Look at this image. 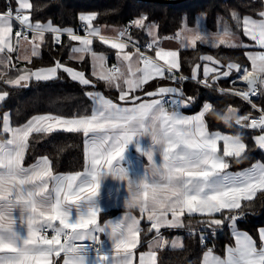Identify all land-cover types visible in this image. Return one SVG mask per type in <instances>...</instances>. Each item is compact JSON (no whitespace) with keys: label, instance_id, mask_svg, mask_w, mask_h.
<instances>
[{"label":"snow or ice","instance_id":"obj_1","mask_svg":"<svg viewBox=\"0 0 264 264\" xmlns=\"http://www.w3.org/2000/svg\"><path fill=\"white\" fill-rule=\"evenodd\" d=\"M15 9L9 8L0 13V82L13 87H27L31 79L47 81L58 78V72L66 73L71 80L82 86L94 82L85 72L76 70L54 59L47 67L17 69V74H9L13 53L17 60L32 64L39 57L45 43L46 33L53 34L54 44L67 34L78 45L70 46L69 60L83 62L86 56L92 60V75L114 87L119 92V101L114 102L99 92H85L92 101L91 114H73L70 117L54 114L32 116L25 124L13 127L8 112L3 114L0 127V264H55L53 257L63 253V264H85V240L99 245V234H105L112 241L113 252L101 253L97 248V264H158L157 250L168 245L161 235V228L185 227V216L199 214L205 217L200 221L208 229L220 228L226 220L233 223L242 213L238 210L243 204L251 207L257 193L264 195V164L257 162L241 172H229L231 158L237 162L248 159L247 146L243 140L219 131L210 133L205 120L209 105L192 116L184 115L182 107L188 106L192 97L184 98L178 87H158L155 91H143L148 81L160 78L179 83L188 79L177 76L181 65L178 52L158 48L155 59L145 55L138 43L128 34L126 28L113 29L115 36L103 34L102 28L92 21L96 14H81L85 35L77 34L72 28L54 26L52 21L42 23L33 20L34 5L31 0H16ZM259 15L264 17V11ZM240 27V18L232 14ZM147 17L141 16L131 22L136 28L147 29L152 36L151 49L157 43L152 28L145 24ZM15 28V30H14ZM244 35L264 49V19L243 17ZM126 39H123L125 38ZM182 47L195 48L197 42L211 47L224 45L239 46L234 42V34L227 25L216 34L186 30L175 35ZM94 39L116 49L118 63L111 68L106 66V58L92 48ZM132 47L134 52L125 49ZM252 63V71L239 63L215 59L211 55L200 57L212 62L215 67L203 66V80L198 81L211 87V81L230 77L233 71H243L242 80L247 89H219L247 101L260 112L258 118L251 113L240 115L239 109L227 106L239 115L238 125L245 128L264 130V108L258 109L250 96L258 92L264 94V51L245 53ZM227 59V58H224ZM163 63H160V62ZM143 65L142 67L140 65ZM12 67H15L12 65ZM200 65L192 69V79L198 77ZM235 83V81H232ZM8 91L0 92V102L8 97ZM57 130L82 133L84 139L85 164L83 171L68 174L54 172L47 156L39 157L35 163L24 166L29 139L35 134H49ZM150 136L152 146L143 154L149 161L144 175L138 180L129 179L127 170L117 161L123 158L126 147L134 137ZM257 145L264 149V134L255 137ZM223 142L221 151L220 142ZM156 148L160 162L154 160ZM141 149L138 146V151ZM111 174L120 181H127L128 197L125 203L129 209L138 208L141 217L131 212L123 218L103 225L98 222L101 209L95 199L99 195L102 177ZM83 203L85 209L81 211ZM75 205L77 218L72 220L68 210ZM19 208L20 222L27 226V237L21 238L14 230L16 220L13 211ZM221 214L222 218H216ZM146 215L150 222L148 231L156 236L149 242V250L136 252L141 242V219ZM58 222V224H57ZM51 230L49 237L46 233ZM235 246L226 247L223 257L214 254L212 248L203 253L202 264H264V229L259 230L260 244L247 233H234ZM203 244L206 239L200 237ZM22 240V243H21ZM172 246L176 247L175 241ZM182 247V245H180Z\"/></svg>","mask_w":264,"mask_h":264},{"label":"trees","instance_id":"obj_2","mask_svg":"<svg viewBox=\"0 0 264 264\" xmlns=\"http://www.w3.org/2000/svg\"><path fill=\"white\" fill-rule=\"evenodd\" d=\"M31 2L34 5L32 10L34 21L39 20L42 23H47L51 20L54 26L62 29L72 28L77 34L84 33L79 16L91 13L96 14V19L92 21L95 26H111L116 29L123 27L130 20L138 19L142 15L146 16L145 24L148 26L152 24L155 27L157 41L164 38H175L177 32H180L184 27H192L201 16L204 17L207 30L212 33L219 30V27L222 30L223 26L227 25L232 33L240 37L243 43L242 46L232 48L220 45L213 48L197 42L195 48H180L178 56L181 67L176 75H182L188 79L179 83L169 79H154L143 85V91L137 92L143 94L158 87H178L182 90L185 99L188 97L193 98L188 106L182 107V110L187 113L200 111L205 102H210L217 108L234 106L239 109L240 115H246L252 111V108L237 96L219 93L215 89L229 87L230 81L237 74L236 71H233L230 77L216 82H212L210 76L209 83H211L212 88L201 86L194 81L204 78L203 66L205 63L210 67L216 66L212 62L202 61L200 57L203 55H211L214 60H222L225 64L233 61L241 66L246 65L249 67V61L245 53L254 50L255 47L252 46L254 44L252 40L244 35L242 30L243 17L248 16L256 20L264 19L259 15L260 12L264 11V0H185L176 4L140 0H31ZM16 6V0H0V13L7 11L10 7L15 9ZM233 13H236L240 18V27L237 26V20L233 19ZM129 35L138 44L150 42L146 28L140 29L132 25ZM60 41L59 44H54L53 34L46 33L45 43L41 47L39 57H34L32 64H28L27 61L12 63L9 66V74H17V69L51 66L54 59H59L74 69L84 71L85 76L94 82V87L92 85L82 86L71 80L62 71L58 72V78L56 79L47 81L31 79L27 87H13L0 82V92H9L8 97L0 102V119L4 112H9L11 125L18 127L25 124L34 115L49 113L67 117L73 114L89 115L92 102L85 95V92L91 90H99L109 98L117 101V91L108 90L103 82L91 75L88 56L83 62L68 59L70 46L77 45V42L71 41L67 35H62ZM92 48L94 51L106 54L109 65L112 63L114 49L101 43L98 39H94ZM128 49L132 50L130 47ZM257 49L264 50L262 48ZM154 50L155 46L153 45L151 51L153 56ZM197 64L200 65V69L198 70L197 79L193 80L191 78L192 69ZM12 65L15 67H12ZM258 99V104L264 106V97L259 96ZM205 120L210 132L220 131L226 134L239 135L247 146L248 159L237 162L227 158L230 161V171L242 170L259 160L264 163V154L252 139V135L258 133V130L248 129L236 124L226 127L223 123L216 122L209 116H205ZM0 138H6V135ZM42 156L49 157L53 170L57 174L82 171L85 164L83 134L67 131H54L49 134L34 133L29 139V148L25 154L24 165H30ZM238 212H260L257 217L246 215L243 221L235 223L237 228L247 232L259 246V230L264 228V195L257 193V198L251 207L243 204ZM113 213L115 211L103 215L108 216ZM204 218L197 214L190 217L185 216V227L161 230V235L169 242L174 237L179 236L182 247H166L157 250L158 264H200L201 257L208 248H213L214 252L223 255L225 246L232 242L229 226L224 223L222 225L224 231L215 240H208L206 244L201 245L195 231L197 229H208L200 223ZM216 218H222L221 214H216ZM141 227L142 242L155 234V231H148L147 222L142 221ZM186 229L193 232L187 233Z\"/></svg>","mask_w":264,"mask_h":264},{"label":"crops","instance_id":"obj_3","mask_svg":"<svg viewBox=\"0 0 264 264\" xmlns=\"http://www.w3.org/2000/svg\"><path fill=\"white\" fill-rule=\"evenodd\" d=\"M98 27L102 28V32L105 35H108V36H115L116 35V33L112 31L113 29H116L115 27H111V26H107V27L106 26L105 27L104 26H98ZM150 27H154V26H150ZM190 29H193V28L186 27V28L181 29V32H184V31L190 30ZM14 30H15V28H14ZM152 31L155 35L156 40H157L156 31L153 29H152ZM84 34H85V32H84ZM84 34H80V35L83 36ZM125 39H126V37H125ZM149 39H150L149 41L152 43V39H153L152 36H149ZM234 42L236 43V40H234ZM253 42L254 41H252V43ZM181 43L182 42L180 40H177L176 38H164V39L158 40L157 43L154 44V46H155L154 57H155V52L158 48H162L166 51L175 50L177 52L179 51L180 48H191V46L182 47ZM77 45H78V42H77ZM253 45H256V44H253ZM116 51L117 50L114 49V54L112 57V63L110 65L108 63V56L106 54H104L103 52H100V51H95V52L98 55H103L106 58V66L108 68H111V65H116L118 63L117 58H116ZM125 51L134 52L133 50H130L128 48L125 49ZM258 52H262V50L257 49V51H254L252 49V50H249L247 53H258ZM40 53H41V49H40ZM13 55L14 56H13L12 63L26 62L23 60H17L15 53H13ZM88 60H89L90 71H91V75H92V60H91L90 56H88ZM248 61H249V67L244 65V66H242V69L247 68L249 71H252V63L249 59H248ZM160 63H163V62L161 61ZM140 66L142 67L143 65L141 64ZM242 73H243V71H242ZM93 77L95 79L99 80L96 76H93ZM156 79H160V78H156ZM99 81L103 82L108 90L117 91L116 88H114V87H108L104 81H102V80H99ZM150 81H148V82H150ZM155 90H152V91H155ZM91 91L92 92H99L102 95H104L105 97L109 98L108 96H106L104 93H102L99 90H91ZM136 94H139V96L143 97L144 99H149L148 97L144 96V93L140 94V92H137ZM261 95H262V97H264V94H261ZM118 97H119V92L117 91V99H116L117 101H115L114 99H113V101L124 104L123 101L118 100ZM181 111L184 115H188V116L196 115L200 112V111H198L196 113H187V112H184L182 110V108H181ZM2 118H3V116H1V119H0V127H2ZM57 131H63V130H57ZM213 132H217V131H213ZM210 133H212V132H210ZM220 133L226 134V133H222V132H220ZM84 139H85V137H84ZM221 145H222V141L220 142V146ZM138 146L141 149L140 151H138ZM150 147H153L152 146V140H151L150 136L144 135V136H140V137H134L133 141L126 147V151L123 154V158L116 162L121 167H124L127 170L128 175H129V179L138 180L139 178H141L144 175L145 168L148 165L149 161L147 160V157L143 154V152L147 151ZM153 151H154V160L157 163H159L160 159H161L159 152L156 148H153ZM84 160H85V157H84ZM35 162H33V163H35ZM84 163H85V161H84ZM24 166L28 167L29 165H24ZM61 174H68V173H61ZM127 197H128L127 181H120L118 179H114L111 174L102 177L101 182H100L99 195L95 199L96 205L101 209V212L98 216V222L101 225H103L109 221H115L119 218H123L125 216V214H127L128 212H131V214L133 216L140 218L141 213H140L138 208L129 209L127 207V205L125 203V200L127 199ZM80 209H81V211H83L85 209V205L83 203H81ZM68 210H69L71 219L75 220L77 218L76 206L75 205H69ZM110 211H115V213L110 214L108 216L103 215V214L110 212ZM197 215H199V214H197ZM13 217L16 220V223L14 225V230L20 235L21 238H26L27 237V226H26V224H22L20 222V210H19V208L15 209L13 211ZM142 221L147 222L148 228L150 227V222L147 221L146 215L144 216L143 219H141V222ZM235 223L236 222H234V223L232 222L228 225L229 231H230L231 236H232V242L225 246L223 255H220L221 257H223L225 255L226 247H234L235 246L234 233H237V232L241 233V234L247 233V232L237 228ZM57 224H58V222H57ZM140 227H141V223H140ZM164 229L171 230L169 228H161V230H164ZM175 229H177V228H175ZM261 229H264V228H261ZM99 235L101 238V243L99 244V248L102 251V254L110 256V254L114 251L112 248V241L105 234H99ZM155 236H156V233L152 237H150L148 240H146L145 242H142V241L140 242L137 249L135 250L137 261L139 259L140 253L147 252L149 250V242H152L153 238ZM85 241H88V240H85ZM21 243H22V240H21ZM214 254L219 255L216 252H214ZM83 255L85 256V264H97V254H94V255L83 254ZM157 255H158V252H157ZM202 258H203V255L201 257L200 264H202ZM53 259L55 260V264H63V259H64L63 253H61L60 257H58V258L53 257Z\"/></svg>","mask_w":264,"mask_h":264},{"label":"built area","instance_id":"obj_4","mask_svg":"<svg viewBox=\"0 0 264 264\" xmlns=\"http://www.w3.org/2000/svg\"><path fill=\"white\" fill-rule=\"evenodd\" d=\"M4 13V12H3ZM133 20H130V21H128L123 27H121V28H119V29H122V28H126L127 30H128V34L130 33V31H131V26H132V24H131V22H132ZM64 35H66V34H64ZM123 39H125V38H123ZM149 43L147 42V43H143V44H138L139 46H140V49H141V51H143L144 53H145V55H148V56H151V57H153L154 59H155V57L152 55V53H151V51L153 50V47L151 48V49H149V48H147V45H148ZM132 50H134L132 47H130ZM113 66V65H112ZM243 74L244 73H241L240 75H239V82H240V80H242V76H243ZM201 80H203V79H201ZM237 80V78H233L231 81H230V87H227V88H215L219 93H221L220 91H219V89H233V90H236V91H242V90H246L247 89V87H246V89H243L242 87H240V86H236V87H233V82L232 81H236ZM200 81V80H199ZM194 82H196L197 84H199V85H201V86H204L202 83H199L198 81H194ZM205 87V86H204ZM208 88H212V86L211 87H208ZM236 88V89H235ZM225 93H227V92H225ZM228 94H230V93H228ZM235 96V95H234ZM238 97V96H237ZM256 97H257V99H258V97H259V94L257 93V95H256ZM238 98H240V97H238ZM254 98V96H250V99L252 100ZM241 100H243L242 98H240ZM256 99V100H257ZM245 103H247L250 107H251V105L247 102V101H245V100H243ZM252 103H254V104H256L257 105V108L258 109H261V108H264V106H262V105H260V104H258L257 103V101H256V103L255 102H253L252 101ZM252 108V107H251ZM251 113V115H252V117H255V118H258L259 117V115H260V112L259 111H257V109H253L252 108V111L250 112ZM249 114V113H248ZM248 129H252V128H248ZM246 215H249V216H252V217H257V216H259L260 215V212L259 213H250V212H244V213H242V215L239 217V219H237L235 222H241V221H243V218L246 216ZM187 233H192L193 231L192 230H185ZM224 231V226L222 227H220V228H214V229H206V230H203V229H197L195 232L198 234V239H199V243L201 244V245H204V244H206L207 243V241L209 240H215L217 237H218V235L220 234V233H222ZM49 237H51V235L53 234L52 232H51V230H49L47 233H46ZM201 235H203L206 239L204 240V242H203V244L201 243V239H200V237H201ZM84 245H85V247H86V250H85V252L83 253V254H97V251H96V249L97 248H99V245H97V244H95V243H93L92 241H83L82 242ZM100 249V248H99ZM101 251V250H100ZM102 252V251H101Z\"/></svg>","mask_w":264,"mask_h":264},{"label":"rangeland","instance_id":"obj_5","mask_svg":"<svg viewBox=\"0 0 264 264\" xmlns=\"http://www.w3.org/2000/svg\"><path fill=\"white\" fill-rule=\"evenodd\" d=\"M81 24H82V26H83V22H81ZM150 26H153L152 24L150 25ZM153 30H155V28L154 27H151ZM184 28H186V27H184ZM189 28H193V29H190V30H193V31H203V32H206V33H208V34H216V33H218V32H220V31H222L221 29H220V27H219V30H217L216 32H210L209 30H207V28H206V26H205V23H204V17L203 16H201V17H199L198 18V20L196 21V24L195 25H193L192 27H189ZM181 32V31H180ZM79 35H80V33H78ZM84 34V33H83ZM234 34V33H233ZM67 35V34H66ZM85 35V34H84ZM234 37H235V40H236V43L239 45V46H237V47H240V46H242L243 45V43H242V41H241V39H240V37L237 35V34H234ZM247 37V36H246ZM247 38H249V37H247ZM254 44H255V42H253ZM206 45H208V46H210V44H206ZM251 45V44H250ZM252 46H254L255 48H254V51H257V48H260L259 46H257V45H252ZM211 47V46H210ZM242 73V71L241 72H237V74H236V76H234L233 78H237V80L235 81V83H233V87H236V84L238 83V81H239V75ZM181 76V75H180ZM232 78V79H233ZM239 78V79H238ZM29 82V81H28ZM28 82H27V84H28ZM231 86V85H230ZM229 86V87H230ZM237 86H240V87H242V88H244V87H246L245 85H237ZM208 88V87H207ZM236 89V88H235ZM258 94H259V96H262L261 95V93L260 92H258ZM259 98V97H258ZM257 99V97H256V95L254 96V98L251 100V101H253V102H255L256 103V100ZM4 114V113H3ZM3 114H2V116H3ZM254 130H257V129H254ZM261 134H264V130H258V133H256V134H254V135H252V139H253V141L256 143V140H255V137H257V136H259V135H261ZM226 135H232V134H226ZM232 136H235V135H232ZM256 145H257V143H256ZM258 146V145H257ZM259 147V146H258ZM220 148H221V151H222V148H223V142H222V145L220 146ZM259 149L263 152V154H264V149H261L260 147H259ZM257 162H260V163H262V164H264L262 161H256V162H254L253 164H255V163H257ZM252 164V165H253ZM251 165V166H252ZM251 166H249V167H247V168H244V169H242V170H238V171H230L229 169H227V171H229V172H233V173H235V172H241V171H244L245 169H249ZM239 213H242V212H239ZM225 224H227V226L230 224V223H232V221H229V220H226L225 222H224ZM173 241H175L176 242V244H177V246L176 247H179V245H181V241H180V237L179 236H176V237H174L169 243H168V245L166 246V247H171V248H176V247H173L172 246V242ZM165 247V248H166ZM213 249V248H212Z\"/></svg>","mask_w":264,"mask_h":264},{"label":"clouds","instance_id":"obj_6","mask_svg":"<svg viewBox=\"0 0 264 264\" xmlns=\"http://www.w3.org/2000/svg\"><path fill=\"white\" fill-rule=\"evenodd\" d=\"M205 103L209 105L208 110L205 112L206 116H209L216 122L223 123L226 127H231L233 124L238 125L239 115L236 112L231 111L228 107L217 108L210 102ZM234 137L242 140L239 135H235ZM113 178L116 179V177Z\"/></svg>","mask_w":264,"mask_h":264},{"label":"water","instance_id":"obj_7","mask_svg":"<svg viewBox=\"0 0 264 264\" xmlns=\"http://www.w3.org/2000/svg\"><path fill=\"white\" fill-rule=\"evenodd\" d=\"M140 1H144V2H157V3H165V4H176L185 0H140ZM237 85H243V83H240L238 81Z\"/></svg>","mask_w":264,"mask_h":264},{"label":"bare ground","instance_id":"obj_8","mask_svg":"<svg viewBox=\"0 0 264 264\" xmlns=\"http://www.w3.org/2000/svg\"><path fill=\"white\" fill-rule=\"evenodd\" d=\"M240 83H243V85H245L246 87H247V85H246V83L243 81V80H240ZM246 87H244L243 89H246ZM242 91H244V90H242ZM259 100V99H258ZM258 103V102H257ZM263 106V105H262ZM251 108V107H250ZM257 130H259V129H257ZM261 130V129H260Z\"/></svg>","mask_w":264,"mask_h":264}]
</instances>
